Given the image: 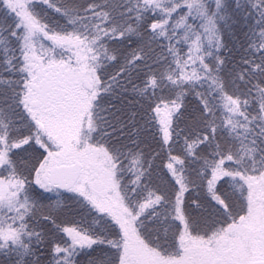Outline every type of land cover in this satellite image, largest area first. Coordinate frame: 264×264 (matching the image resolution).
Wrapping results in <instances>:
<instances>
[{"label": "snow or ice", "instance_id": "6c2138e0", "mask_svg": "<svg viewBox=\"0 0 264 264\" xmlns=\"http://www.w3.org/2000/svg\"><path fill=\"white\" fill-rule=\"evenodd\" d=\"M0 264H264V0H0Z\"/></svg>", "mask_w": 264, "mask_h": 264}, {"label": "trees", "instance_id": "16d2710c", "mask_svg": "<svg viewBox=\"0 0 264 264\" xmlns=\"http://www.w3.org/2000/svg\"><path fill=\"white\" fill-rule=\"evenodd\" d=\"M193 195H195V193H193Z\"/></svg>", "mask_w": 264, "mask_h": 264}]
</instances>
